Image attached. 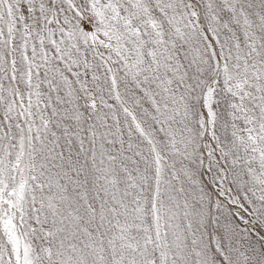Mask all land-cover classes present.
Listing matches in <instances>:
<instances>
[{"label":"snow or ice","instance_id":"snow-or-ice-1","mask_svg":"<svg viewBox=\"0 0 264 264\" xmlns=\"http://www.w3.org/2000/svg\"><path fill=\"white\" fill-rule=\"evenodd\" d=\"M0 264H264V0H0Z\"/></svg>","mask_w":264,"mask_h":264}]
</instances>
